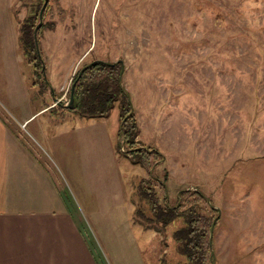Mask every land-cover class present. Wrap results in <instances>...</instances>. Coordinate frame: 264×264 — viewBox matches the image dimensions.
Here are the masks:
<instances>
[{"label":"rangeland","instance_id":"rangeland-1","mask_svg":"<svg viewBox=\"0 0 264 264\" xmlns=\"http://www.w3.org/2000/svg\"><path fill=\"white\" fill-rule=\"evenodd\" d=\"M15 1L17 24L39 4ZM41 28L44 77L0 37V120L52 185L49 211L70 216L94 263L186 264L173 239L183 220H152L143 179L161 207L166 192L173 207L195 188L218 208L215 264H264V0H48ZM96 60L123 63L135 140L163 156L154 179L119 146L118 101L93 117L54 103Z\"/></svg>","mask_w":264,"mask_h":264},{"label":"crops","instance_id":"crops-1","mask_svg":"<svg viewBox=\"0 0 264 264\" xmlns=\"http://www.w3.org/2000/svg\"><path fill=\"white\" fill-rule=\"evenodd\" d=\"M14 6L15 0H0V37L9 40L10 51L17 54L24 16H19L17 24L19 13ZM75 69L71 65L66 83ZM116 126L119 129V112ZM53 205L54 191L46 174L0 120V264H95L70 216L50 212Z\"/></svg>","mask_w":264,"mask_h":264},{"label":"trees","instance_id":"trees-1","mask_svg":"<svg viewBox=\"0 0 264 264\" xmlns=\"http://www.w3.org/2000/svg\"><path fill=\"white\" fill-rule=\"evenodd\" d=\"M43 1L39 0L37 10L27 21L22 22L19 44L24 55L28 58V62H32V59L37 61L35 64L36 74L44 77L41 70L43 61L37 55L33 38V30L39 20V9ZM42 28L37 34L38 39L41 37ZM91 63L83 65L72 78L71 86L74 84L73 109L88 117L105 116L113 108L115 102L118 101L119 125L125 119L121 127L119 126V146L121 147L124 141V145L121 147L123 153L131 158L133 164L140 165L150 172L151 179H154L152 177L153 171L157 164L163 161V156L157 150L145 147L135 140L137 136L136 117L133 113L130 97L121 83L123 63L116 62L113 65H108L105 62ZM80 71H82V74L79 76ZM155 180L159 188H164V183L158 179ZM148 184L149 182L145 183L142 179L138 185V192L141 197L149 202L150 209L154 214L152 220L160 226L173 223L178 218L183 220V226L174 231L173 239L176 241V251L185 257L186 264H215L210 232L212 227L214 229L216 226L219 217L212 226L213 221L218 216V211L212 207L211 201L198 189H184L179 192L178 197H176V204L173 207L167 204L168 195L166 192L165 203L161 207ZM193 196L194 200L191 199ZM202 201L208 205L213 215L210 212V215L203 213L204 210L199 207Z\"/></svg>","mask_w":264,"mask_h":264},{"label":"water","instance_id":"water-1","mask_svg":"<svg viewBox=\"0 0 264 264\" xmlns=\"http://www.w3.org/2000/svg\"><path fill=\"white\" fill-rule=\"evenodd\" d=\"M47 4H48V0H44V3H43V5H42V8H41V10H40V12H39V23L36 25V27H35V29H34V31H33V38H34V42H35L36 52H37V55H38L39 58H41V54H40V48H39V44H38V36H37V34H38V30L41 28L43 12H44V10L46 9ZM98 62H99V63H103V62H101V61L96 60V61L92 62L91 64H93V63H98ZM120 63H121V62H120ZM107 64H108V65H113L112 63H107ZM42 72H43V74H44V76H45V70H44V66H43V65H42ZM81 74H82V71H80L79 76H80ZM79 76H78V77H79ZM73 90H74V84L71 86V88H70V95H69V98H68V100H66L65 102L61 101L58 97H56V96H55V93H54V94H53V97H54V103L57 104V105L59 104V105L65 107V108H68V109H73V107H74ZM124 121H125V119L121 122L120 127H121V125L123 124ZM121 145H122V146L124 145V141L122 142ZM187 190H197V189H195V188H189V189H187ZM212 207H213L214 209H217V211L219 212V210H218L217 207H215L214 205H212ZM216 219H217V218H215V220L213 221L212 226H214ZM212 232H213V227H212L211 232H210V242H211V238H212Z\"/></svg>","mask_w":264,"mask_h":264}]
</instances>
